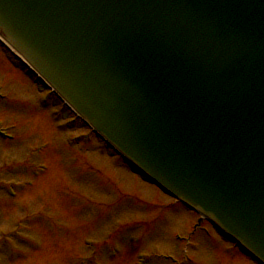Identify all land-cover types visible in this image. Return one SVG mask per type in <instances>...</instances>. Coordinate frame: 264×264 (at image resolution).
<instances>
[{"label": "water", "instance_id": "1", "mask_svg": "<svg viewBox=\"0 0 264 264\" xmlns=\"http://www.w3.org/2000/svg\"><path fill=\"white\" fill-rule=\"evenodd\" d=\"M0 29L137 171L264 264V0H0Z\"/></svg>", "mask_w": 264, "mask_h": 264}, {"label": "rangeland", "instance_id": "2", "mask_svg": "<svg viewBox=\"0 0 264 264\" xmlns=\"http://www.w3.org/2000/svg\"><path fill=\"white\" fill-rule=\"evenodd\" d=\"M5 54L0 47V264H256L78 120L68 127L72 114L53 95L46 105L45 88Z\"/></svg>", "mask_w": 264, "mask_h": 264}]
</instances>
